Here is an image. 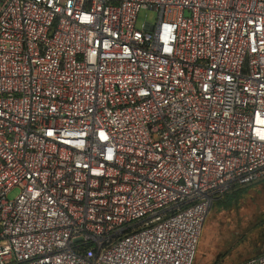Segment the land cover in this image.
Here are the masks:
<instances>
[{"label":"built area","instance_id":"2783aa9c","mask_svg":"<svg viewBox=\"0 0 264 264\" xmlns=\"http://www.w3.org/2000/svg\"><path fill=\"white\" fill-rule=\"evenodd\" d=\"M261 181L264 0H0V264H195Z\"/></svg>","mask_w":264,"mask_h":264},{"label":"rangeland","instance_id":"374dc122","mask_svg":"<svg viewBox=\"0 0 264 264\" xmlns=\"http://www.w3.org/2000/svg\"><path fill=\"white\" fill-rule=\"evenodd\" d=\"M159 13L143 9L137 28L155 25ZM18 188L9 193L14 200ZM210 210L197 248L195 264H242L264 253V181L239 191Z\"/></svg>","mask_w":264,"mask_h":264},{"label":"trees","instance_id":"16d2710c","mask_svg":"<svg viewBox=\"0 0 264 264\" xmlns=\"http://www.w3.org/2000/svg\"><path fill=\"white\" fill-rule=\"evenodd\" d=\"M247 188V187H246ZM243 189L245 188H241V189H237V190H234L231 194L227 195L225 198L221 199V200H218V201H222L224 202L223 200L225 201H229L233 195H235L236 193H238L239 191H242Z\"/></svg>","mask_w":264,"mask_h":264}]
</instances>
